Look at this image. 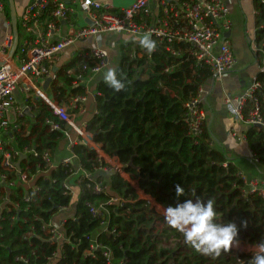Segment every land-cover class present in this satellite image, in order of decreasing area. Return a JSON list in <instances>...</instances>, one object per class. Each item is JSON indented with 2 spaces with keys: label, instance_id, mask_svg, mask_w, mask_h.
Segmentation results:
<instances>
[{
  "label": "trees",
  "instance_id": "trees-1",
  "mask_svg": "<svg viewBox=\"0 0 264 264\" xmlns=\"http://www.w3.org/2000/svg\"><path fill=\"white\" fill-rule=\"evenodd\" d=\"M256 9L255 43L260 47L259 63L263 65L264 1L256 0ZM133 48L132 42L124 44L116 67L118 78L126 83L125 89L116 92L103 80L96 85L98 114L88 123L94 141L157 204L167 207L187 198H213L217 221H234L239 229L237 240L258 244L264 239V201L257 194L243 196L244 179L226 155L214 147L207 123L199 134L193 135L186 122V104L197 98L200 88L212 79L210 67L199 64L192 48L179 43L172 49L180 56L157 44L151 58L133 60ZM86 65L87 61L76 57L57 72L51 90L60 104H67L78 92L66 71L79 72ZM259 79L264 82V74ZM257 96L264 113L260 92ZM32 105L36 124L28 135L23 124L16 142L20 148L31 147L39 152V157L31 156L23 163V168L36 174L39 169H46L43 153L55 152L65 139L61 132L52 131L46 120L55 121L63 129L68 127L43 100L37 99ZM251 106L249 102L248 109ZM246 137L264 166L263 133L251 127ZM75 152L84 169L97 178L78 179L82 195L75 205V215L63 224L66 240L54 243L43 229L62 207L72 203L63 187L72 174L71 168L60 165L50 171V177L37 176L35 183L40 190L31 194L30 202H25L20 187L0 196V204L8 196L17 205L2 212L0 264H247L252 258L233 249L220 256L197 252L184 242L181 233L166 224L164 215L140 198L128 180L116 172L99 175L96 169L102 164L95 150L79 144ZM102 181L108 182V190L95 193V184ZM176 184L184 188V196L176 197ZM112 198L124 202L107 206L109 223L105 231L100 228V220L90 213L88 204ZM242 219L248 220L247 228L240 226ZM93 238L111 250L112 262L107 261L102 249L87 254Z\"/></svg>",
  "mask_w": 264,
  "mask_h": 264
},
{
  "label": "built area",
  "instance_id": "built-area-1",
  "mask_svg": "<svg viewBox=\"0 0 264 264\" xmlns=\"http://www.w3.org/2000/svg\"><path fill=\"white\" fill-rule=\"evenodd\" d=\"M151 2L152 0H133L129 7L116 11L110 3L95 0H34L26 8L18 24L20 38L23 37L15 58L18 63H14L13 58V60L7 59L9 50L14 44L12 35L8 36L0 47L4 56L0 67V196L4 192H10L20 187L23 188L25 202H30L31 194L40 190V187L35 183L37 176L50 177V171L58 167L53 165L51 153L45 152L42 157L46 162V169H39L36 174H31L23 168L22 164L18 167V162L22 157H25L22 162L31 156L39 157V152L31 147H7L6 136L12 132L13 139L15 134L21 132V118L27 116L26 112L33 113L31 104L18 105V91H23L28 99L32 98L34 93L37 98L49 106L53 115L59 121L66 123L68 127V129H63L55 121L46 120V124L52 131L61 132L65 140L68 141V151L71 156L61 165L70 167L72 174L63 183L65 194L71 196L72 199L73 188L69 180L74 176H78L79 179L85 177L91 181L96 179L95 175L88 173L82 164L74 165L75 160L78 159L75 146L79 144L90 146L94 139L93 134L88 131L89 122L79 123L78 117L71 110L88 101L91 94L88 85L95 81L96 77H103V73L112 66V63L106 49L96 47L83 52L79 57L87 61V65L79 72L69 69L66 73L73 80V89L83 87L86 91L83 94L72 95L69 101L71 103L62 105L49 97L36 82L44 84L46 80L50 79L53 84L56 81L57 72L64 67L60 66V63L62 54L67 48L104 33L132 36L151 31L152 38L156 40L157 44L164 46L175 56H180V53L172 49L174 44L179 43L191 47L196 61L210 67L212 79L215 81H220L225 74L236 70L238 60L226 37V34L232 30V22L225 0H160L156 14L153 13ZM2 9L3 4L0 2V10ZM130 41L134 44L130 53L133 60L151 58L152 53L149 54L138 43ZM255 44L253 50L256 62L261 73L264 74V64L260 65L259 63L260 47L257 43ZM258 92L264 100V82L256 79L244 94L227 96L225 103L229 113L237 121L248 127H258L263 133L264 141V113L257 96ZM203 94L204 86L200 88L197 98L186 104V122L193 135L199 134L201 127L206 122V115L201 107ZM249 102L252 103V106L248 109ZM79 110L81 113H85L84 108H79ZM97 114L98 110L95 112V115ZM34 116L32 114L31 117L34 118ZM93 150L96 151L98 161L102 164L96 169L97 173L116 172L128 180L136 190L139 189L137 183L134 180L131 181L130 177L124 173L122 166L115 159L109 158L103 153L100 145L99 148L96 147ZM254 160L256 163L260 162L257 154H255ZM227 166L228 164H225V167ZM80 173L82 174L80 175ZM242 178L245 182L243 196L247 198L257 194L264 201V183L259 179L246 180L243 176ZM108 188V183L97 182L94 191L98 194L105 193ZM139 196L141 199L147 200L157 212L163 215V207L158 210L154 200L146 195L139 194ZM122 201L120 198H112L99 204H88L90 213L100 220L102 230L107 231L108 228L107 206L121 204ZM11 206L17 208V205L8 196H5L0 204V221L2 212L10 211L9 207ZM69 208L62 207L59 213L67 212ZM15 219L13 217V220ZM64 222L65 220L61 226L55 225L53 221L43 226L54 243L66 240L63 232ZM112 233L114 234L115 230ZM238 242V246L232 248L235 253L243 252L252 256L255 252V245L243 240H238ZM100 249L103 250L107 261L112 262L111 250L101 247L96 238L91 240V247L87 254L93 255Z\"/></svg>",
  "mask_w": 264,
  "mask_h": 264
},
{
  "label": "crops",
  "instance_id": "crops-1",
  "mask_svg": "<svg viewBox=\"0 0 264 264\" xmlns=\"http://www.w3.org/2000/svg\"><path fill=\"white\" fill-rule=\"evenodd\" d=\"M33 1L34 0H15L18 24L26 8ZM95 1L110 3L114 6L116 11H120L121 9L129 7L133 2V0ZM0 2L3 4V9L0 10L1 47L8 36H13V27L10 17V5L8 0H0ZM159 2L160 0H152L151 2V7L153 9L154 14L158 12ZM225 4L228 7L230 20L232 22V30L228 33L227 39L230 41L232 48L236 54L238 66L235 71L225 74L220 81H216L215 83H213V79H211L204 86V94L202 97L201 107L206 115V123L208 125V129L211 133L212 139L214 140V147L221 150L226 155L228 161L238 169V173L243 176L246 180L259 179L260 181H262V183H264V166L261 165L260 162H254L255 153L253 152L250 144L247 142V131L251 127H248L243 123L237 121L229 113L225 103V99L227 96L242 95L250 89L256 79L261 81L259 79L261 71L257 65L255 52L253 50L254 45H256L254 41L256 39L257 32L256 0H225ZM124 37V35H119L115 33H104L99 36L87 39L83 42H79L76 45L64 50L60 66H66L67 64H70L76 57L81 56L83 52H87L93 48L100 47L108 50L112 63L111 67L116 68L120 62L122 48L124 44L131 42L130 39L126 41ZM22 41L23 37L20 38L19 32V45H21ZM11 49L9 50V54ZM16 54L17 51L13 57L15 61L14 63H18L17 59H15ZM3 58L4 56L1 53L0 49V62L1 60H3ZM7 59L9 60V58ZM101 80H103V77L98 76L95 78V81L91 82L88 85L91 94L89 95L88 101L84 105L72 108L71 112H74L76 114L79 123L89 122L90 120H92L93 116H95V112L97 110L95 89L97 83ZM44 84L40 83L39 86L42 87V89L49 97L58 102L57 98L51 90L52 82L50 83L47 89L44 88ZM85 91L86 90L83 87H80L78 88V92L76 93V95L83 94ZM22 95L24 96V98L21 99ZM35 99L37 100L39 98ZM34 101L35 100H33V96L32 98L28 99L26 98V95L23 93V91L17 92V103L19 106H24L26 103L32 105ZM70 103L71 102L67 104ZM79 108H84L85 113H81ZM32 114L35 115L34 118H32L29 114H27V116H25L24 118H21V127L23 124H27V126H25L27 129H25V133L27 135L30 133L31 129H33V126L36 124L37 121L34 109ZM21 133L22 129L20 133L15 134L13 139L12 132L6 136L5 141L8 144V148H10V146L19 147L16 142V137ZM91 141L93 140L91 139ZM86 147L94 149L96 147L99 148V145L96 142L94 144L93 141L92 145H87ZM103 153L107 155L104 151ZM70 156L71 154L68 151V141L65 139L55 150V152L51 153L53 165L55 167L60 166L65 160L69 159ZM23 163L24 161H21L20 164H22L23 166ZM74 163L75 166L81 164L79 158L76 159ZM81 174L82 173H80V175ZM98 174L106 175L101 172ZM95 178H97L96 175ZM78 179V176H74L69 180L73 188V197L71 201L72 203L67 212L59 213L55 216L53 223L57 226H61L64 220L75 215V205L79 202L80 197L82 195ZM129 179L133 181L131 178ZM137 190L141 196H145L142 191H140L139 189Z\"/></svg>",
  "mask_w": 264,
  "mask_h": 264
},
{
  "label": "clouds",
  "instance_id": "clouds-1",
  "mask_svg": "<svg viewBox=\"0 0 264 264\" xmlns=\"http://www.w3.org/2000/svg\"><path fill=\"white\" fill-rule=\"evenodd\" d=\"M152 32L147 31L124 39L132 40L140 45L149 54L157 48V42L152 38ZM103 81L114 91L125 89L126 83L118 78L117 69L108 67L103 73ZM176 197L184 196L185 190L179 184L175 185ZM155 207L160 210L161 205ZM165 222L182 234L184 242L197 252L206 256H220L222 252H230L234 246H238L237 237L239 229L234 221L218 222L215 209V200L208 198H187L183 202H177L175 206L162 208ZM240 226L247 228L248 220L242 219ZM247 264H264V239L255 245V252Z\"/></svg>",
  "mask_w": 264,
  "mask_h": 264
},
{
  "label": "water",
  "instance_id": "water-1",
  "mask_svg": "<svg viewBox=\"0 0 264 264\" xmlns=\"http://www.w3.org/2000/svg\"><path fill=\"white\" fill-rule=\"evenodd\" d=\"M9 5H10V17H11V22H12V27H13V36H14V44L13 47L10 51V54L8 56L9 59H12L18 49V45H19V31H18V18H17V12H16V6H15V0H8ZM226 37H228V34H226ZM2 66V63L0 62V67ZM55 72L57 71L56 69L54 70ZM216 81L213 80V83H215ZM51 80L48 79L46 80L45 84H44V88L47 89L48 86L50 85ZM26 114H29L30 116H32V114H30L29 112H26ZM258 128V127H257ZM25 159V157H22L18 163V167L20 166L21 161Z\"/></svg>",
  "mask_w": 264,
  "mask_h": 264
},
{
  "label": "rangeland",
  "instance_id": "rangeland-1",
  "mask_svg": "<svg viewBox=\"0 0 264 264\" xmlns=\"http://www.w3.org/2000/svg\"><path fill=\"white\" fill-rule=\"evenodd\" d=\"M255 46V45H254ZM253 54V53H252ZM254 61V60H253ZM253 63V62H252ZM258 64V63H257ZM36 84L39 86V82H36ZM22 98H24V96L22 95L21 96V99ZM35 98H37L36 96H35V94L33 93V100H36ZM26 124V123H25ZM25 126H27V124L25 125Z\"/></svg>",
  "mask_w": 264,
  "mask_h": 264
}]
</instances>
